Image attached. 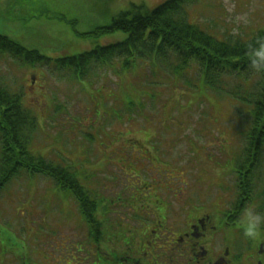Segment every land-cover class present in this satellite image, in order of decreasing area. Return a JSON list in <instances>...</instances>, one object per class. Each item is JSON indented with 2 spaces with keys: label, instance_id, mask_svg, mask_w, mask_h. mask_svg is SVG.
<instances>
[{
  "label": "rangeland",
  "instance_id": "374dc122",
  "mask_svg": "<svg viewBox=\"0 0 264 264\" xmlns=\"http://www.w3.org/2000/svg\"><path fill=\"white\" fill-rule=\"evenodd\" d=\"M166 1L0 0V35L52 59L49 67L32 66L0 54V85L36 118L29 151L74 174L86 202L100 198L90 207L92 214L105 208L102 199H120L107 214L114 224H123V264H148L138 252L150 232L137 231L135 225L150 223V214L169 230H183L184 222L201 211L212 215L219 209V217L226 204L232 206L236 168L253 127V96L262 82L259 71L225 73L214 89L195 62L178 69L173 53H154L150 59L134 54L130 68L124 67V58H116L94 64L78 78L58 61L127 38L121 32L78 36L76 25L85 34L133 6L153 11ZM186 11L190 23L220 41H249L264 33V0H197ZM260 174L256 197L263 192L264 166ZM18 175L0 195V239L37 264L69 263L58 250L84 238L78 203L51 178L26 169ZM247 208L264 216V203L257 199ZM239 221L233 237L244 250L234 252L244 255L248 244L256 248L264 237V225L252 239ZM114 249L100 247L101 255H113ZM262 249L255 250L258 257L249 255L252 263L264 264ZM158 254L161 264H171L162 251Z\"/></svg>",
  "mask_w": 264,
  "mask_h": 264
},
{
  "label": "trees",
  "instance_id": "16d2710c",
  "mask_svg": "<svg viewBox=\"0 0 264 264\" xmlns=\"http://www.w3.org/2000/svg\"><path fill=\"white\" fill-rule=\"evenodd\" d=\"M196 1L168 0L153 11L133 6L130 11L114 17L109 25L94 28L85 34L79 32L76 25L75 34L78 36L99 38L121 32L127 38L122 42L97 46L91 51L58 61L65 67L73 68L75 77L78 78L79 74L86 76L90 73L94 64H107L116 58H124V67L130 68V58L134 54L147 55L144 58L150 59L154 53L166 57L173 53L178 59V69L195 62L205 83L215 89L225 73L242 75L259 71L262 82L260 91L253 96L256 98L252 112L253 127L248 133L244 157L237 172L238 197L245 206L256 196L258 185L255 182V168L264 160V61L253 63L256 59L254 52L264 45V33L249 41H220L187 20L186 7ZM61 20L67 23L66 20ZM0 54L10 55L33 66L46 65L52 61L39 50L28 49L5 35H0ZM35 127L36 118L32 112L0 85V183H9L20 170L26 169L30 173L49 177L57 186L72 191L83 209L84 201L75 186L79 184L76 176L69 174L66 168L56 166L29 151Z\"/></svg>",
  "mask_w": 264,
  "mask_h": 264
},
{
  "label": "flooded vegetation",
  "instance_id": "af4514ba",
  "mask_svg": "<svg viewBox=\"0 0 264 264\" xmlns=\"http://www.w3.org/2000/svg\"><path fill=\"white\" fill-rule=\"evenodd\" d=\"M113 199H102L101 201H105V208L96 215L92 214L89 209H94L100 198L90 199L86 202L85 211L88 213L90 230L85 231L83 240L72 241L73 245H70L68 249L70 262L67 264H123V243L119 241L120 238H123V224L118 220L114 224V221L108 219L107 214L110 204L121 202L118 197ZM240 206H232L230 211H226L225 214L221 213L219 218L217 216L219 209L212 215L195 210L199 213L191 221L184 222L183 230L181 226L176 227L175 230H169L165 224H160L157 217L150 214V223L135 225L137 231L145 232L146 229L150 232L145 246L141 247L138 255L148 264H161L158 251H162L171 264H254L248 257L249 255L258 257L255 250L258 248L257 251L261 252L260 250L264 247V239L258 240L256 248L253 243L248 244L247 252L244 255L239 254L244 249H238L241 243L236 244L235 242L232 219ZM139 210L134 213L137 218L141 217ZM113 228L116 230V234L111 231ZM219 234H221L220 238ZM206 244L208 248H205ZM219 244L222 245L221 249ZM110 245L115 246L113 255H101L100 247L106 248ZM92 250L94 252H91ZM234 250L239 253L237 254ZM262 252L264 255V248ZM120 255L122 256L120 257ZM210 255L211 259H208ZM0 262L2 264H37V259L28 257L25 252L18 255L14 248L5 247V243L0 239ZM259 262L263 264L262 260Z\"/></svg>",
  "mask_w": 264,
  "mask_h": 264
},
{
  "label": "clouds",
  "instance_id": "9594fccd",
  "mask_svg": "<svg viewBox=\"0 0 264 264\" xmlns=\"http://www.w3.org/2000/svg\"><path fill=\"white\" fill-rule=\"evenodd\" d=\"M253 63L264 61V45L254 52ZM264 225V216L258 214L253 208L244 210L240 217L239 226L243 228L244 235L248 238L256 239L260 235L261 226Z\"/></svg>",
  "mask_w": 264,
  "mask_h": 264
}]
</instances>
